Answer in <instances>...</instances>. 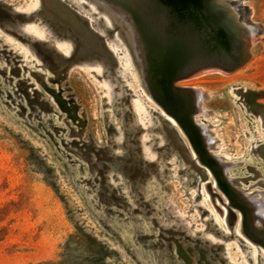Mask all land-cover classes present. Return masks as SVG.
<instances>
[{"label": "rangeland", "instance_id": "obj_1", "mask_svg": "<svg viewBox=\"0 0 264 264\" xmlns=\"http://www.w3.org/2000/svg\"><path fill=\"white\" fill-rule=\"evenodd\" d=\"M222 1L252 56L177 89L130 1L159 99L94 0H0V264H264V0Z\"/></svg>", "mask_w": 264, "mask_h": 264}, {"label": "water", "instance_id": "obj_2", "mask_svg": "<svg viewBox=\"0 0 264 264\" xmlns=\"http://www.w3.org/2000/svg\"><path fill=\"white\" fill-rule=\"evenodd\" d=\"M143 3L146 22L162 43L158 79L164 88L177 89L173 82L190 78L203 68L233 72L250 58L244 49L240 55H229L234 48L240 51L228 37L230 31L240 27L238 18L232 15L226 22L222 19V10H231V3L222 0H144ZM236 12L239 14L237 9Z\"/></svg>", "mask_w": 264, "mask_h": 264}, {"label": "bare ground", "instance_id": "obj_3", "mask_svg": "<svg viewBox=\"0 0 264 264\" xmlns=\"http://www.w3.org/2000/svg\"><path fill=\"white\" fill-rule=\"evenodd\" d=\"M94 1L101 8H103L106 12L110 13L115 20L120 22L121 24L120 27L122 30H125L126 32L125 35H126V38L130 46L135 50L137 60L141 66L142 77H143V81L145 82L146 88L153 96L161 99L162 93L156 84L155 70L151 67L150 61H149L150 57L148 55V44H147V39H146V35L144 32L145 22H144V17H142V12L139 6L133 5L132 2H130L131 0H94ZM232 15L236 17L235 19L238 18V15L235 13V11L234 12L230 11L228 8L222 10V16L227 18V20L230 19ZM238 21L240 22V27L238 29H235L236 33L238 34L242 29H246L245 34H243L244 37L241 38V44H242L241 51L243 49L247 50L249 54L251 55V52L249 50L250 45L248 41L251 40L252 37L254 38L253 36L254 30L251 29L252 26L248 25L249 27H247L245 22H241L239 19ZM255 28L257 27L255 26ZM254 41L255 40L253 39V42ZM253 42H251V44H253ZM241 51L239 52L238 55L242 53ZM208 72H219V69L207 68L200 72L198 71V74L201 75L203 73H208ZM195 90H198V89H195ZM205 96H206L205 93L203 92L200 93V101H198L195 107L193 108V110L195 111V113L193 114V119L197 117L200 113L204 116L207 115V111L205 109L204 100H203L204 98H206ZM215 168L217 169V172L220 174H224L227 171L224 166L215 165Z\"/></svg>", "mask_w": 264, "mask_h": 264}]
</instances>
